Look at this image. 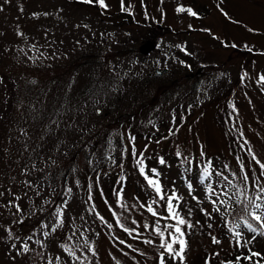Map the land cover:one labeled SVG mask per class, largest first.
Segmentation results:
<instances>
[{
  "label": "rangeland",
  "instance_id": "rangeland-1",
  "mask_svg": "<svg viewBox=\"0 0 264 264\" xmlns=\"http://www.w3.org/2000/svg\"><path fill=\"white\" fill-rule=\"evenodd\" d=\"M105 4L0 0V264L215 262L233 247L217 241L212 215L222 191L215 187L220 180L234 190L235 181L215 172L219 165L227 171L231 160L222 154L226 147L212 103L230 94L239 75L229 96L241 118L243 149L255 156L243 158L242 168L259 177L264 59H248L264 51V0H123V10L121 0ZM121 15L132 23L116 25ZM149 35L157 39L152 47L143 45ZM237 49L247 53L243 59L233 53ZM74 68L78 74L72 77ZM154 69L163 72L155 76ZM56 109V122L45 127L37 121L41 111ZM137 109L128 121L122 118ZM201 165L207 178L197 185ZM123 172L127 188L104 203L98 193L103 181ZM213 175L218 180L212 187ZM88 177L92 210L108 219L110 210L121 227L134 230L136 252L114 231L116 245L110 246L89 209L78 207ZM145 177L158 183L159 194ZM169 197L176 213L187 204L188 210L200 209L201 219L193 212L179 225L167 211ZM163 215L169 222L160 225ZM256 215L264 216V209ZM229 217L222 223L226 228L232 225ZM240 231L233 239L236 248H264L262 234ZM181 238L183 259L174 254L180 246L173 240ZM148 240L155 247L148 249ZM160 243H172L174 253Z\"/></svg>",
  "mask_w": 264,
  "mask_h": 264
},
{
  "label": "trees",
  "instance_id": "trees-1",
  "mask_svg": "<svg viewBox=\"0 0 264 264\" xmlns=\"http://www.w3.org/2000/svg\"><path fill=\"white\" fill-rule=\"evenodd\" d=\"M124 22L130 23L131 21L130 20L128 21L126 15H121V20L117 22L116 25L122 26L123 25L122 23ZM152 29H154L155 32L159 31L156 25H153ZM255 34H260V33H255ZM155 37H156L155 35H152V36L149 35V38L142 39V40H145L143 45L147 44L146 46L149 45L152 47L153 45H155V43H157V39ZM221 45L225 47L223 43ZM226 47L230 48L232 46L231 44H227ZM237 50H235V52L233 53L238 54L239 57L243 59L244 55L247 53L243 52L242 50H238V51ZM254 57L257 59L258 58L264 59V51L263 53L259 52V54H256L255 56H252V53H251L250 58L248 60H254L255 59ZM77 74L78 73L76 72V69L74 68L72 77L76 76ZM218 77H220V75H218ZM239 81H240V76L237 75L235 77V80L233 81L232 88L229 87L227 89L230 92V94H233L236 92ZM229 95H226V93L224 94L222 93L221 95L217 96L216 98L213 99L212 106L214 107V112H218V114H214V123L217 125V127L219 128L222 134V138H223L222 140L225 146L223 143L222 145L223 147H226L224 148V151L222 152V154L226 155L231 160V163L228 166H226L227 171H223L224 167L220 165L215 166L214 168L217 174L222 172V177H221L222 179H229L231 182L235 181V186H234L235 189L233 190L232 189L233 187H231L229 183L221 182L219 180V183L217 186L215 185L216 186L215 188H217L218 192L222 191V194L220 197H218L215 203V214H213L212 216L215 221L214 229L215 231H218L220 235V236H217L218 237L217 241L221 243L226 241V243L232 244L233 247H230V250L228 252L222 255L221 254L218 255L215 258V262L211 261V263H208V264H264V248L261 247V249H257V250L251 247L246 249V248H243L242 246L236 248L233 242V239L235 238V236H240V234H242V232L240 231L241 228H246L250 230L248 228V224H251L252 228L255 229V231L250 230L253 233L255 234L259 233L260 236H261V233H264V229L261 227L258 221L252 219L253 213L257 214L263 211L264 209V194H261L260 192V189L264 188V176L263 174L261 175L259 174V177L254 178L252 172H246L242 168L243 158L249 161L252 158V155L254 158L255 156H254L253 151L251 155L249 150L246 147L245 149H243V145H245V140L242 138L239 132V126H238L239 124L238 121L241 118L239 117L236 104H234L233 100L232 102L230 101L231 99ZM54 105H55V102H54ZM56 112H58V109L54 111V114H52V112L48 110L41 111L37 115L38 117L37 121L43 122V125L47 127L46 125L48 123L56 122V117L58 116V113ZM139 112H140V109L132 110L130 113L122 114L121 116L124 120L128 121L130 118H132L133 115ZM44 131L45 130L42 131L41 136L45 135ZM247 142L251 146L252 143L248 140ZM35 146L34 148H32V156H33L32 158H36V153L34 152V150L38 145L36 147ZM211 157L214 158L213 155H210L208 158L212 160ZM208 158L206 157L205 159L208 160ZM205 159L203 160L204 163H206ZM123 161L125 163L126 161L125 157L124 159H122L120 163L124 164ZM208 167L210 169V166ZM212 169H211V172H212ZM136 170L137 169L135 168V171H134L135 174H136ZM56 177L59 178V174H57ZM139 177H141L140 172H139ZM211 177L212 176L209 177L208 181L210 180L209 183L213 187L214 184H216L218 178H217V175H213V179L211 180ZM245 177H247V179H245ZM88 178L87 179L84 178L85 179L84 186L86 188V191L83 192L82 199H81L84 201L80 202L78 204V207L79 208L86 207L87 210L89 209L88 210L89 215H90L89 219L92 217L96 218L97 226L99 227V230L101 229L105 237H107L108 244L110 246L116 245V240H112V237H111L112 232L114 231L117 234L116 236H119L120 238L124 239L128 250L131 249L133 250V252H136V249L134 250L132 248L134 246L132 241L136 240V235L134 233L135 232L134 230L130 231L127 229V231H125L126 228H123L118 224L117 219L115 218V216H112V212L110 210H109V213H110L109 219L106 217L104 218V216L102 215H96L94 210H92L93 204L91 205L90 202H92L91 196H92V192H94V189L91 190V185H90V188L89 186H87L88 181L89 180L91 181V177H88ZM110 178L111 179L108 183L106 181H103V184H104L103 191H100V189L98 191V193L102 195V199L104 203H107V201H115L117 198H119V193L117 191H120V189L123 190V188L126 187L125 183H127V180H128V176L125 172L121 173V175L120 173L115 174L114 176H111ZM206 178L207 177H204L203 166L201 165L200 172H198V177L195 179V182L197 180L196 182L197 185L202 184L203 181L206 180ZM84 179H83V182H84ZM96 180H98V177H97V174L95 173L93 175L92 183ZM256 204L260 205L259 209L255 207ZM107 206L108 205H106V208ZM109 207H111V205ZM190 207L191 209L188 210V207L186 204V210L181 207L179 210L178 208H176V211L178 210L177 214L179 215V218H184L185 215H187L188 219L191 220V214L194 212L197 214V219L198 220L201 219L202 215L200 214V209H195L192 206ZM228 214L229 215L232 214L233 218L231 222L232 225L226 228L224 224L222 223L225 222L227 216L229 217ZM166 217H167L166 215L160 216V219H161L160 225H164V223L162 222H166V224H168L169 220ZM112 226H114L115 228H112ZM202 228H203L202 230L200 229V233L205 234L204 232L205 230L207 231V229H204V227ZM189 232H191V229L189 230ZM262 236H264V234H262ZM148 241H146V243L148 244L147 246L148 249H150L151 246L155 247L153 243L156 241L151 240L150 241L151 243H148ZM162 244L163 243H160L157 245H162ZM118 252L122 254L121 251H118ZM160 253H163V251ZM251 253H259L260 255L253 256L251 260L246 259V257L250 256ZM211 256H213V253ZM237 257H240L241 259L238 260Z\"/></svg>",
  "mask_w": 264,
  "mask_h": 264
},
{
  "label": "snow or ice",
  "instance_id": "snow-or-ice-1",
  "mask_svg": "<svg viewBox=\"0 0 264 264\" xmlns=\"http://www.w3.org/2000/svg\"><path fill=\"white\" fill-rule=\"evenodd\" d=\"M85 2L87 3H92L93 0H85ZM96 2L102 7V8H106L107 5L105 4V0H96ZM121 3H122V10H123V0H121ZM185 9L183 8H178L177 11H184ZM192 15H195L194 12H191V10L189 9L188 10ZM264 79V78H262ZM138 164H142V161H137ZM261 168L264 169V165H261ZM140 172L141 174L144 173V168L141 167L140 168ZM264 174V173H262ZM147 180H148V184L150 185H153L155 187V191L159 194L161 189L158 185V183L153 180V179H149L147 177H145ZM245 179H247V177H245ZM260 191L264 192V188H261ZM161 199H163V196H161ZM172 197H169L168 199V203H167V211L169 212V214L171 215V217L173 219H177L178 221V224L179 225H184L186 223V221L183 219V218H179L178 217V214L174 211V205L172 203ZM255 207L257 209L260 208V205L259 204H256ZM148 211L150 212H153V209L151 207H149ZM153 215H156L155 212H153ZM252 219L260 222V221H264V216H261V215H256V214H252ZM169 227H172L171 225ZM188 227H191V225L189 224ZM261 227L264 228V223L261 224ZM248 228L252 231H255V229L252 228V225L251 224H248ZM125 231H127V229H125ZM175 232L176 233H179L180 237H183L184 236V232L181 231V228L179 226H176L175 227ZM157 233L162 237L163 236V233L159 231V229H157ZM261 234H264V233H261ZM45 235H47V233H45ZM178 242L179 243V246H180V251L179 252H175L174 253V249H173V246H172V243H168L167 245H164L162 244L161 247H166V250L169 252V253H174L175 255L177 256H181V259H183V256H182V253L186 247V242L181 238L179 239L178 241L176 239L173 240V243H176ZM148 243H151L150 241H148ZM67 250V249H66ZM23 251L27 252L28 251V248L27 246L24 247ZM260 254L259 253H251L250 256L246 257V259H249L251 260V258L253 256H259ZM237 259H241L240 257H237ZM161 264H163V260H161Z\"/></svg>",
  "mask_w": 264,
  "mask_h": 264
},
{
  "label": "water",
  "instance_id": "water-1",
  "mask_svg": "<svg viewBox=\"0 0 264 264\" xmlns=\"http://www.w3.org/2000/svg\"><path fill=\"white\" fill-rule=\"evenodd\" d=\"M153 73H154V75L159 76V75H161L162 72L158 71L157 69H154ZM95 112H96V114H99V110H96Z\"/></svg>",
  "mask_w": 264,
  "mask_h": 264
}]
</instances>
